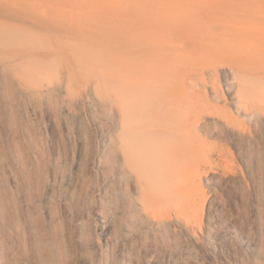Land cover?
<instances>
[{
    "label": "rangeland",
    "instance_id": "rangeland-1",
    "mask_svg": "<svg viewBox=\"0 0 264 264\" xmlns=\"http://www.w3.org/2000/svg\"><path fill=\"white\" fill-rule=\"evenodd\" d=\"M165 2L175 12V18L168 23L162 22V13L154 9L152 0H88L89 7L84 9L57 7L54 13L58 20L67 10L73 17H80L62 24L65 31L75 30L87 40L91 39L90 34L96 36L92 38L96 48L91 44L93 48L88 56L96 61L95 68L100 72L109 62L119 60L125 62L127 71L132 62L142 58L144 49L139 48L137 41L133 42L130 53L111 51L120 48L125 37L142 41L157 30L167 36L172 25L201 17L223 30L240 33L242 45L251 49L249 62L239 63L237 50L224 51L220 42L208 45L206 38L199 39L201 47L195 56L201 60L205 52L212 54L214 47L218 57L226 61L223 66L200 65L195 80L214 99V112L206 114L201 121L203 136L209 142L226 145L227 161L218 163L217 155L200 156L196 158L198 162L187 166L188 189L164 201L170 218L158 227L142 211L140 195L132 187L128 172L113 167L110 138L118 129V118L111 109L109 86L99 93L93 84L71 87L66 77L60 84L47 82L46 98L41 105L20 102V120L15 126L3 122L1 111L6 105L0 96V105H4L0 107L3 264H38L18 222L16 204L20 200L21 175L10 166L6 156L7 146L15 148L16 144L25 148L30 170L43 182L42 205L56 217L66 245V264H264L263 255L251 252V246L240 245L230 234L227 239L235 249L233 254L226 252L225 259L213 260L202 247L207 244L208 234L222 236L230 226L249 238L257 237L260 232L264 235V98L258 91L264 87V0ZM103 13L107 18H102ZM107 42L109 52L105 48ZM86 43L90 45V41L81 45ZM162 63L163 60L159 61V65ZM231 63L236 64V70L239 66H249L252 75L245 76V80L253 83L250 90L254 94L246 100L257 102L263 109L256 107L252 113L245 114L237 106L238 83L230 69ZM177 65L175 69H185L188 63L178 59ZM224 116H231L234 122ZM116 164L121 165L120 155ZM46 184H51L53 189L45 188ZM193 190L198 195L194 203L198 213L194 227L197 240L189 231L190 227L194 229L191 225L194 219L187 221L176 215L178 210L190 211L187 199L194 196ZM243 246L248 247L249 257L242 251Z\"/></svg>",
    "mask_w": 264,
    "mask_h": 264
},
{
    "label": "bare ground",
    "instance_id": "bare-ground-1",
    "mask_svg": "<svg viewBox=\"0 0 264 264\" xmlns=\"http://www.w3.org/2000/svg\"><path fill=\"white\" fill-rule=\"evenodd\" d=\"M152 3L156 11H161L162 22L168 23L175 18V12L165 0H152ZM69 6L84 9L89 4L88 0H0V96L6 105L1 111L2 120L9 126L18 124V108L23 100L35 107L41 105L46 98L44 84L47 82L60 84L66 77L71 87L93 84L99 93L109 86L111 109L113 116L118 118V129L111 133L110 138L113 167L128 172L132 187L140 195L138 202L142 211L150 216L154 225L162 226L170 218L164 201L188 189L185 168L198 162L196 158L200 156L217 155V162L227 161L226 145L209 142L203 136L201 121L206 114L214 112V99L200 81L195 80L200 65L203 68L214 64L223 66L226 61L218 57L214 47L212 54L205 52L203 59H195L201 47L199 39L206 38L208 45L220 42L224 51L237 50L239 63L249 62L251 49L242 45L240 33L232 29L223 30L200 16L197 20L172 25L167 36L157 30L155 35L147 34L142 41L125 37L122 46L111 51L130 53L133 42L137 41L139 48L144 49L142 58L132 62L127 71L125 62L119 60L109 62V66L100 72L95 68L96 61L88 56L91 48H96L92 42L96 36L90 34L91 39L87 40L82 33L62 28L66 21L74 17L79 20L80 17H73L67 10L61 13V20L55 19L58 16H55V8L67 9ZM107 16L102 14V18ZM157 37L160 38L154 40ZM86 41H90V45L82 46ZM107 43L105 48L109 52ZM178 59L188 63L185 69H175ZM161 60L163 63L159 65ZM235 65L231 63L230 69L238 83L237 106L245 114L252 113L256 107L263 109L257 102L246 100L247 96L254 94L250 90L253 83L245 80V76L252 75L249 66H239L236 70ZM258 91L264 98V87ZM224 117L234 122L231 116ZM6 150L10 166L17 168L21 175L20 200L16 205L26 245H29L38 264H66V245L56 217L42 205L44 185L41 178L30 170L23 146L16 144L13 148L8 145ZM119 155L121 165L118 166ZM45 188L53 189V186L46 184ZM194 193L187 199L190 211H176V215L187 221L194 219V223L191 221L193 228L198 215L194 209L198 195ZM255 209L260 212L259 207ZM189 231L197 240L195 228L190 227ZM200 231L203 232L202 228ZM224 232L226 235L222 236L208 234L207 244L202 245L213 260L225 259L226 252L233 254L235 248L227 239L229 234L240 245L251 246V252L264 256L263 233L249 238L235 226L227 227ZM248 247H242L247 257ZM0 264H3L1 256Z\"/></svg>",
    "mask_w": 264,
    "mask_h": 264
}]
</instances>
